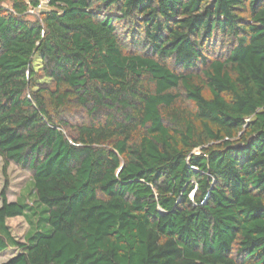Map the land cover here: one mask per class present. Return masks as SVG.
I'll use <instances>...</instances> for the list:
<instances>
[{
  "label": "trees",
  "instance_id": "1",
  "mask_svg": "<svg viewBox=\"0 0 264 264\" xmlns=\"http://www.w3.org/2000/svg\"><path fill=\"white\" fill-rule=\"evenodd\" d=\"M47 1L0 0L2 170L35 195L0 192L2 264H264V0Z\"/></svg>",
  "mask_w": 264,
  "mask_h": 264
},
{
  "label": "rangeland",
  "instance_id": "2",
  "mask_svg": "<svg viewBox=\"0 0 264 264\" xmlns=\"http://www.w3.org/2000/svg\"><path fill=\"white\" fill-rule=\"evenodd\" d=\"M39 9H31L27 14L28 20H34L41 10L47 9V1L40 0ZM7 5H4L6 7ZM225 46H217L214 54H222ZM3 160L0 158V192L7 186V200L9 202H18L33 206L35 204V195L32 190V174L28 170L9 164L5 172L2 170ZM36 218L33 216L16 217L6 221V225L14 240L22 244L27 237L35 230ZM20 252L19 247L10 246L0 253V264L7 262Z\"/></svg>",
  "mask_w": 264,
  "mask_h": 264
},
{
  "label": "built area",
  "instance_id": "3",
  "mask_svg": "<svg viewBox=\"0 0 264 264\" xmlns=\"http://www.w3.org/2000/svg\"><path fill=\"white\" fill-rule=\"evenodd\" d=\"M47 1V0H46ZM47 3H48V1H47ZM41 7V4L37 7V9H39Z\"/></svg>",
  "mask_w": 264,
  "mask_h": 264
}]
</instances>
